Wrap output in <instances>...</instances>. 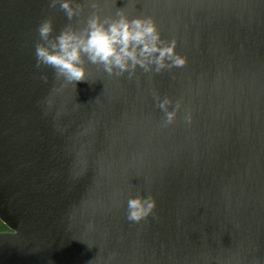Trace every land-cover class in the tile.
I'll return each mask as SVG.
<instances>
[{"label": "water", "instance_id": "1", "mask_svg": "<svg viewBox=\"0 0 264 264\" xmlns=\"http://www.w3.org/2000/svg\"><path fill=\"white\" fill-rule=\"evenodd\" d=\"M50 2L0 0V264H264V0ZM117 9L186 64L37 68L43 20L54 38Z\"/></svg>", "mask_w": 264, "mask_h": 264}, {"label": "clouds", "instance_id": "2", "mask_svg": "<svg viewBox=\"0 0 264 264\" xmlns=\"http://www.w3.org/2000/svg\"><path fill=\"white\" fill-rule=\"evenodd\" d=\"M56 4L69 19L79 14L74 8L73 0H51L50 6ZM52 21L43 20L37 27L40 43L35 45L36 66L51 67L58 76L69 82L85 81L86 69L83 56L95 64H102L109 74L117 69L120 75L137 65L149 70L155 65L159 72L164 68L182 67L186 57L176 52V41L165 42L161 39L158 26L152 17L137 16L129 18L123 9H117L115 17L101 18L92 14L80 31L65 28L54 38ZM169 100L160 102L165 110V122L170 124L176 116V109L167 111ZM178 107V106H177ZM190 119V117H188ZM127 218L139 222L151 215L156 207V200L151 196H135L128 200Z\"/></svg>", "mask_w": 264, "mask_h": 264}, {"label": "trees", "instance_id": "3", "mask_svg": "<svg viewBox=\"0 0 264 264\" xmlns=\"http://www.w3.org/2000/svg\"><path fill=\"white\" fill-rule=\"evenodd\" d=\"M7 230L6 226L0 221V231Z\"/></svg>", "mask_w": 264, "mask_h": 264}]
</instances>
